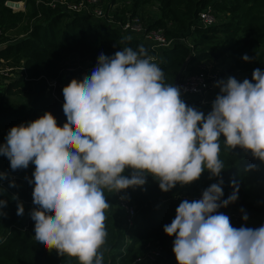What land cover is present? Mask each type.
I'll list each match as a JSON object with an SVG mask.
<instances>
[{"label": "clouds", "instance_id": "1", "mask_svg": "<svg viewBox=\"0 0 264 264\" xmlns=\"http://www.w3.org/2000/svg\"><path fill=\"white\" fill-rule=\"evenodd\" d=\"M216 86L220 92L205 115L182 100L178 87L165 83L163 70L142 46L123 47L112 56L101 52L91 75L63 88V125L47 111L13 126L0 154L12 170L35 165L29 179L35 185L30 213L35 241L80 264H103L99 249L110 206L105 190L142 186L150 174L167 192L208 170L219 182L201 199L183 200L164 225L175 236L178 264H264V226L236 228L217 211L234 203L239 191L221 201V137L230 151L240 147L264 162V71L256 68L252 80L243 82L230 76ZM129 169L130 177L124 174ZM5 176L0 173V179ZM23 213L20 203L17 215Z\"/></svg>", "mask_w": 264, "mask_h": 264}, {"label": "trees", "instance_id": "2", "mask_svg": "<svg viewBox=\"0 0 264 264\" xmlns=\"http://www.w3.org/2000/svg\"><path fill=\"white\" fill-rule=\"evenodd\" d=\"M6 1L0 0L3 29L0 41L6 44L0 50V69L12 68L18 75L0 86L3 89L0 145L6 143L13 126L35 120L47 111L63 125L66 122L63 88L73 79L82 80L91 75L101 52L112 56L123 47L137 50L142 46L163 70L165 83L169 85H174L183 65L185 72L190 65L217 62L224 57L230 59V66L219 79L232 72H242L244 78L236 79L243 82L245 78L252 80L256 68L264 71V0H107L105 19L61 7L38 6L36 0H15L25 2L26 10L14 12L5 5ZM155 3L157 15L149 14L146 6ZM208 7H212L219 23L206 27L200 13ZM128 13L143 16L149 29L163 30L167 39L172 40L171 45L153 49L143 39L125 34L116 23H126ZM108 19H113L114 24ZM244 54L252 58L250 62L242 59ZM51 81L56 82L55 87L50 85ZM182 100L199 110V100ZM223 140L221 137L219 158L224 164L221 201L236 187L239 191L234 203L217 211L246 210L240 220V225H244L253 217H264V198H259L261 206L256 205L246 185L250 172L264 162L240 147L230 151ZM250 165L256 168L250 169ZM34 171V164L27 169L12 170L10 160L0 154V173L6 174L0 179V200L6 201L0 207V264H80L78 258L49 251L34 239L35 221L30 213L36 207L32 196L35 185L29 183ZM124 174L130 177L131 170ZM210 177V172L205 170L198 180L183 186L177 183L164 192L159 181L149 174L144 185L124 190L136 209L131 242L123 226L124 217L112 193L105 190L110 206L105 210V243L99 249L103 264H131L149 243H161L164 247L163 257L154 264H178L173 251L175 236L166 234L164 225L172 222L177 207L185 200L178 196H198L212 183L219 182V177ZM20 203L24 206L23 215H17ZM245 214L247 220L243 219ZM259 220L264 224V220Z\"/></svg>", "mask_w": 264, "mask_h": 264}, {"label": "built area", "instance_id": "3", "mask_svg": "<svg viewBox=\"0 0 264 264\" xmlns=\"http://www.w3.org/2000/svg\"><path fill=\"white\" fill-rule=\"evenodd\" d=\"M107 0H36L38 6H46L52 8L61 7L63 10H68L75 13H84L88 16L96 18H106L107 13L105 9ZM24 3V7L22 4ZM6 6L12 9L14 12H24L26 10L25 2L7 0ZM115 7V6H114ZM129 17L126 23H116L125 34L132 35L143 39L153 49L168 47L171 45L172 40H168L163 30L149 29L146 21L141 15L132 16L128 13ZM147 16V15H146ZM110 20L111 24H114L113 19ZM200 20L204 26H211L219 23V18L216 16L212 7L204 9L200 13ZM3 35V29L0 28V36ZM5 43L0 41V50L5 47ZM188 73H183L178 83V88L181 92V97L188 100H199V111H202L207 115L212 110V102L216 98V94L210 95V92L214 89L216 83L220 80L218 72L213 62L201 61L194 65H190L186 68ZM20 72V70L18 71ZM18 74H14L12 68L0 69V86L5 82H10L11 78L16 77ZM50 85L55 87L56 82L51 81ZM124 190L119 193H112L115 203L120 211V215L124 217L123 226L126 231L127 240L131 242L130 235L133 232L135 226L136 209L133 204L125 197ZM187 200H198L202 198V194L191 197L187 194L178 196ZM246 210H231L224 214L230 217L231 224H236L239 227L258 228L264 226L263 223L255 224L250 222V219L243 225L241 224V218ZM259 225V226H256ZM164 247L161 243H149L147 248L138 255L131 264H154L159 262L163 257ZM162 264V263H160Z\"/></svg>", "mask_w": 264, "mask_h": 264}, {"label": "rangeland", "instance_id": "4", "mask_svg": "<svg viewBox=\"0 0 264 264\" xmlns=\"http://www.w3.org/2000/svg\"><path fill=\"white\" fill-rule=\"evenodd\" d=\"M15 1V0H14ZM18 2V1H16ZM6 5V2H5ZM22 7H24V3L22 4ZM149 14L152 15H157L158 12V4H152V5H148L146 6L145 9ZM220 36V35H218ZM182 40H185V38H181ZM187 41L189 42L190 45H192L191 40L187 39ZM6 46V45H5ZM214 63L216 70L218 72V75L223 74L230 66V59H228L227 57L221 58L219 61L215 62V61H211ZM189 71L186 70L185 73H188ZM235 77V78H239V79H243L244 78V73L239 72V73H235L232 72L231 74H228L222 78H220V80H226L228 77ZM219 80V81H220ZM220 92V88L218 86H214V89L210 92V95L212 96L213 94H218ZM2 94H3V89H0V99L2 98ZM8 99H13V98H8ZM246 185L249 187L250 192L253 194V200L255 202L256 205L261 206V200L259 198H264V165L261 164L259 165V167L257 169H255L253 172H250V174L248 175V179L246 180ZM259 219L264 220V217H261ZM253 217L250 219V222H254L255 224H261L260 220ZM233 227L238 228V226L236 224H232ZM259 226V225H256ZM162 264H167V263H162Z\"/></svg>", "mask_w": 264, "mask_h": 264}, {"label": "water", "instance_id": "5", "mask_svg": "<svg viewBox=\"0 0 264 264\" xmlns=\"http://www.w3.org/2000/svg\"><path fill=\"white\" fill-rule=\"evenodd\" d=\"M184 69H185V66L183 65L180 72L178 73V75L175 79L174 86L178 87V83H179V80L181 79V77L183 75Z\"/></svg>", "mask_w": 264, "mask_h": 264}]
</instances>
